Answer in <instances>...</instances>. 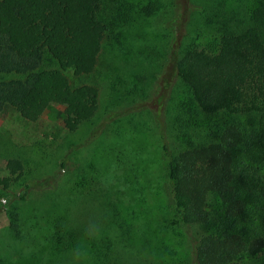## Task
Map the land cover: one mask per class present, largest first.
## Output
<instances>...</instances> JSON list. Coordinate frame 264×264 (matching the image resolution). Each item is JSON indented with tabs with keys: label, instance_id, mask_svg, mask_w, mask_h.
Returning a JSON list of instances; mask_svg holds the SVG:
<instances>
[{
	"label": "trees",
	"instance_id": "obj_1",
	"mask_svg": "<svg viewBox=\"0 0 264 264\" xmlns=\"http://www.w3.org/2000/svg\"><path fill=\"white\" fill-rule=\"evenodd\" d=\"M136 4L0 0V114L12 107L37 122L59 107L65 127L78 130L98 112L99 90L73 86L65 73L91 75L120 21L124 26L138 15L151 19L166 11L172 18L166 22L171 39L161 78L165 96L178 80L182 96L189 98L178 108L176 141L162 145L176 214L183 224L205 229L194 248L196 264H264V0ZM193 23L215 35L216 51L186 42ZM8 168L16 173L22 166L11 160ZM14 218L12 229L18 231L20 216ZM57 227L60 237L50 244V257L75 247L89 264H112L107 235L103 243L84 226L80 243L70 239L64 245Z\"/></svg>",
	"mask_w": 264,
	"mask_h": 264
},
{
	"label": "rangeland",
	"instance_id": "obj_2",
	"mask_svg": "<svg viewBox=\"0 0 264 264\" xmlns=\"http://www.w3.org/2000/svg\"><path fill=\"white\" fill-rule=\"evenodd\" d=\"M170 17L162 11L120 21L91 75L65 73L73 86L99 90L98 112L78 130L65 127L59 107L37 122L12 107L0 114V264H89L75 247L49 256L60 237L57 225L64 245L80 243L84 226L103 243L107 235L112 264H196L194 248L205 229L179 220L162 151L164 140L176 141L178 108L189 100L178 80L165 96L161 79ZM198 29L188 28L186 42L216 51L215 35ZM11 160L22 169L13 173Z\"/></svg>",
	"mask_w": 264,
	"mask_h": 264
}]
</instances>
